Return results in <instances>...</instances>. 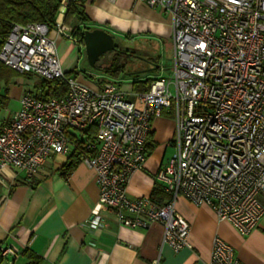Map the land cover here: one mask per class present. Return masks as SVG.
<instances>
[{
	"label": "built area",
	"instance_id": "built-area-1",
	"mask_svg": "<svg viewBox=\"0 0 264 264\" xmlns=\"http://www.w3.org/2000/svg\"><path fill=\"white\" fill-rule=\"evenodd\" d=\"M73 1L60 0L52 29L15 23L1 46L3 64L59 78L67 91L21 96L20 108L0 126V173L11 169L27 182L49 158L77 150L99 189L91 228L103 222L101 210H110L129 228L161 223L162 243L174 251L191 247L190 223L175 208L184 198L250 233L264 215V0H138L171 14L174 53L167 74L134 99L115 80L97 81L93 70L84 72L95 82L88 86L62 67L50 32L78 41L63 21ZM166 109L175 118L174 152L154 173L163 198L131 196L126 186L144 168L152 121ZM0 250L18 255L13 246ZM209 264L244 263L215 236Z\"/></svg>",
	"mask_w": 264,
	"mask_h": 264
},
{
	"label": "crops",
	"instance_id": "crops-1",
	"mask_svg": "<svg viewBox=\"0 0 264 264\" xmlns=\"http://www.w3.org/2000/svg\"><path fill=\"white\" fill-rule=\"evenodd\" d=\"M83 8L87 21L78 23L79 29H104L113 37L116 50L107 61L98 62L93 68L85 50L81 51L83 43L51 31L62 67L88 86L95 82L84 72L102 71L124 88L129 99H134L138 92L132 90V82L158 76L167 43L173 60L171 14L138 0H86ZM118 39L151 41L158 46V52L139 48L137 52L120 46ZM128 52L145 56L142 60L146 66L126 70L122 56ZM110 65L119 68L116 75L103 71ZM18 73L11 77L5 95L3 83L0 85V126L20 108L25 92L34 89L36 94L40 90V76ZM174 133L175 118L172 109H166L152 121L147 160L144 168L130 178L126 186L129 195L151 196L155 189H161L154 173L168 158L167 150L174 149ZM68 157L49 158L28 182L22 181L21 174L14 178L11 169L0 173V246L18 250L15 264L27 261L24 250L42 256L44 264H209L215 236L228 244L244 264H264V215L256 228L241 235L209 206L195 205L184 198H178L175 208L190 223L191 247L174 251L162 243L161 223H152L145 229L129 228L121 225L110 210H101L103 222L99 228H91L89 221L99 194L95 171L78 163L65 174L63 166Z\"/></svg>",
	"mask_w": 264,
	"mask_h": 264
},
{
	"label": "trees",
	"instance_id": "trees-1",
	"mask_svg": "<svg viewBox=\"0 0 264 264\" xmlns=\"http://www.w3.org/2000/svg\"><path fill=\"white\" fill-rule=\"evenodd\" d=\"M85 1L86 0H75L70 2L63 18L65 24L72 26V34L77 35L78 42L80 43H82V31L77 25L80 22L87 21L83 8ZM59 6L60 0H0V49L11 27L15 23L26 24L29 22H41L52 29L55 26ZM103 69L105 72L116 75L119 68H113L112 65H110ZM17 74L20 73L14 71L0 61V85L3 83L4 95L8 89L7 85L11 77ZM22 74L27 76L33 75L28 72H23ZM151 80V77L134 80L132 82V90L136 92L146 91L149 88ZM38 88H40V90L35 95L40 99L60 97L67 91L65 81L59 78L46 79L39 77V87H37V89ZM86 137L89 138V136ZM78 155L79 152L77 150H74L69 155L67 162L63 166L65 174L70 173L79 163ZM34 183L35 182L32 181V184ZM160 190L158 188L155 189L151 197L157 201H161L163 193ZM158 191H160L159 195H156ZM24 255L27 261L23 264H44L42 256L33 251L24 250ZM15 260L16 257L3 256L0 250V264H15Z\"/></svg>",
	"mask_w": 264,
	"mask_h": 264
},
{
	"label": "rangeland",
	"instance_id": "rangeland-1",
	"mask_svg": "<svg viewBox=\"0 0 264 264\" xmlns=\"http://www.w3.org/2000/svg\"><path fill=\"white\" fill-rule=\"evenodd\" d=\"M70 42H72L70 40ZM120 46L127 47V48H134L138 52V48L142 50H150V51H155L158 52V46L154 44V42L151 41H142V40H130V39H118L116 41ZM171 46L168 45L165 46V51L163 52L162 60L160 62V74L166 75L167 74V69L171 67L172 63V50L170 48ZM84 48H81V51H83ZM77 52V51H76ZM122 63L124 64L126 70L131 69V67H135L138 69H141V66H146V63H144L145 56L141 54H137L135 52V56L132 55V53H125L123 56ZM97 77L100 79H109L112 80V78L108 77L107 75L104 74L102 71H96ZM32 89V88H31ZM32 93H35V90L32 89ZM174 149L169 148L166 152V157H169L173 154Z\"/></svg>",
	"mask_w": 264,
	"mask_h": 264
},
{
	"label": "water",
	"instance_id": "water-1",
	"mask_svg": "<svg viewBox=\"0 0 264 264\" xmlns=\"http://www.w3.org/2000/svg\"><path fill=\"white\" fill-rule=\"evenodd\" d=\"M82 43L87 62L93 68H96L98 62L107 61L110 54L116 50L113 37L101 28L84 29Z\"/></svg>",
	"mask_w": 264,
	"mask_h": 264
},
{
	"label": "flooded vegetation",
	"instance_id": "flooded-vegetation-1",
	"mask_svg": "<svg viewBox=\"0 0 264 264\" xmlns=\"http://www.w3.org/2000/svg\"><path fill=\"white\" fill-rule=\"evenodd\" d=\"M112 53L110 54V57H111Z\"/></svg>",
	"mask_w": 264,
	"mask_h": 264
}]
</instances>
